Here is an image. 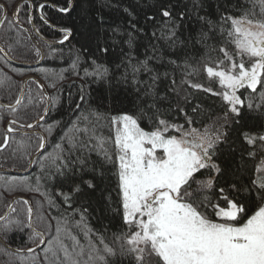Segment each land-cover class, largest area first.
<instances>
[{
    "label": "snow or ice",
    "instance_id": "obj_1",
    "mask_svg": "<svg viewBox=\"0 0 264 264\" xmlns=\"http://www.w3.org/2000/svg\"><path fill=\"white\" fill-rule=\"evenodd\" d=\"M250 3L252 8L242 16L225 12L219 22H213L199 15L200 4L193 0L192 15L200 24L196 35L182 30L192 15L176 13L173 7L160 4L157 14L163 22L157 26L156 15L146 17L156 31L145 34L143 58L139 49L144 29L137 27L128 8L124 9L131 17L127 27L116 25L107 29L103 37L97 35L92 50L86 45L69 49L73 58L67 70L84 81L78 86L80 94L74 105L77 116L70 122L71 127L68 131L62 129L52 151H46L48 135L59 127V122L42 126L40 121L59 102L61 90L57 88L56 96L39 97L47 106L36 123L22 124L10 119L0 144L2 151L9 145L12 133L37 138L36 156L25 150L22 141L17 142V151L23 153L20 158L26 161L25 170L35 164L38 174L8 183L20 191L38 192L44 198L43 202L36 201L35 209L29 199L16 201L26 206L23 218L9 213L0 215V251L14 255L11 241L23 237L29 246L16 251L32 256L20 264H124L125 260L128 264H264V155L245 183L238 171L230 169L223 147L228 145L231 151L227 129L239 122L242 109L264 111V0ZM257 6L259 13L255 11ZM9 7L0 0V27L7 23L10 30L28 32L20 19L23 4L15 7L11 20ZM46 7L68 14L72 2L68 0L66 7L30 4L27 15V23L33 25L37 34L40 30L35 28L31 9L36 10L42 23L60 34L56 41L43 40L47 52L34 44L36 56L63 59V46L74 37L73 29L51 23L44 11ZM103 19L96 18L101 28ZM224 24H229L230 30ZM217 31L227 37L234 52L209 43ZM196 44L206 50L202 59L212 65L206 66V72L221 86L217 91L188 79L197 72L188 58L189 45ZM213 51L221 56L213 60L208 55ZM169 68L182 69L184 83L193 89L220 98L224 112L218 124L211 129L193 127L192 117L183 108L180 112L184 124L166 118L167 110L158 106L164 98L159 96L157 87L161 79L169 78L170 72L165 70ZM52 77V88L65 79L63 72ZM4 83L0 80V85ZM35 83L41 90L44 88L38 81ZM172 83L175 84L174 79ZM90 84L99 85L109 94L123 91L135 95L137 102L132 111L105 113L88 99L86 85ZM26 87L27 83L21 85L20 98L14 105L0 104V109L15 113ZM245 92L248 96L242 98ZM201 111L199 104L191 108L192 113ZM145 120L150 124L147 130L141 126ZM38 126L43 127V132L25 131ZM105 127L112 135L103 134ZM239 135L252 146L247 150L249 157L254 158L257 152L264 154V134L240 130ZM93 153L98 160H92ZM109 170L116 176L118 189V201L112 210L120 216L125 229L114 234L111 245L87 227L89 209L81 202L97 189L94 181ZM86 173L91 174L90 179H85ZM65 187L68 190L61 191ZM107 199L111 202L110 195ZM78 233L83 234V242Z\"/></svg>",
    "mask_w": 264,
    "mask_h": 264
},
{
    "label": "trees",
    "instance_id": "obj_2",
    "mask_svg": "<svg viewBox=\"0 0 264 264\" xmlns=\"http://www.w3.org/2000/svg\"><path fill=\"white\" fill-rule=\"evenodd\" d=\"M20 0H2L6 5H9L8 18L11 20L12 12L15 5ZM34 5L40 3H53L55 0H30ZM60 1V0H59ZM68 0H61L62 5L66 7ZM200 7L198 13L201 16H207L213 22H219L221 15L227 12L229 15L240 17L245 10L251 9L252 5L250 0H198ZM192 3L193 0H72V10L65 16L47 15L48 20L57 25L58 27H71L73 29L74 37L70 43L63 46L64 57L63 59H52L45 56L43 63L36 68L25 69L10 64L0 53V80H4L5 83L0 85V103L4 105L15 104V100L20 97L21 85L25 80L30 77H37L43 81L46 90L50 97L57 95L56 89L61 90L60 100L55 107L50 111L46 121L42 126L53 124L54 121L59 122V127L55 128L51 135H48L46 151L51 152L54 145L58 142L63 131H68L71 127L70 122L74 121L77 116V111L74 108L75 103L78 101L80 94L79 85L84 81L73 75L70 68L72 55L69 52L73 46L79 48L81 45H86L90 50L95 47V39L97 35L103 37L107 34V29L120 25L122 27L128 26V20L131 19L129 15L124 11L128 8L132 11L137 22V27H142L144 33L141 34V47L139 52L143 58V52L145 51L143 45L147 44V38L145 34H150L156 31V27L153 26V22L147 21L146 17L150 15H156L157 26L163 22V18L157 14V8L160 4H165L173 7L174 12L179 13L184 11L188 15H192ZM87 10V14H85ZM30 11L29 4H23L20 12V19L23 25L29 27L27 23V15ZM259 13V7L255 9ZM102 16L103 27L96 22V18ZM35 24L40 30L41 34L48 40L56 41L60 38L55 32L47 28L42 24L35 15ZM225 29L230 30L229 24H224ZM186 34L191 33L196 35L200 31V24L195 15H192L191 22L185 21L184 29ZM227 37L222 36L218 31L214 38L209 41L215 48H219L221 45L228 48L229 52H234V46L231 43L226 42ZM0 43L9 56L18 63L23 64H36L40 61V58L36 56L34 43L29 36L23 30L12 28L10 30L9 25H5L0 30ZM41 46L45 52L48 50ZM205 48L196 44L195 46L189 45L188 58L189 62L197 69L194 76L188 77L192 83H200L205 87H211L213 91L220 89V85L217 81L212 80L207 76L206 61L202 59L205 56ZM213 60L221 56L217 51L208 53ZM180 63V61H178ZM170 72V76L167 79H161L158 84L157 92L160 97H163L159 103V107L165 112L167 119L184 124L185 118L183 113L180 112V108L184 109L193 119V127L196 128H209L211 129L214 124L220 122L219 118L223 116L224 108L223 103L218 96H213L210 93H204L201 90L193 89L188 83H184L185 75L182 69H165ZM57 72H63L65 79L59 81L56 88L50 86L52 82V74ZM45 73L49 74V78L45 79ZM175 80V84L172 80ZM30 90V91H29ZM86 91L90 93L88 99L91 104L98 107L105 113L111 115L119 114L123 111H132L136 104V97L132 94L119 93L109 94L100 88L97 84L86 85ZM244 91V90H241ZM43 94L37 83L34 81L28 82L26 93L22 104L17 108L18 110L13 113L11 110L0 109V144L3 143V138L7 133L6 126L10 119H17L22 124L34 123L39 120L40 115L43 114V110L46 104L40 102L39 97ZM44 95V94H43ZM31 96L32 102H29ZM248 93L245 92V97ZM185 97H188L186 100ZM148 99V98H145ZM258 102V100L256 101ZM199 104L203 111L198 113H192L191 108ZM238 123H232L228 126L229 143L232 145L231 151L229 146L224 145V156L232 171H238L239 178L247 183L248 178L253 176L256 166L260 163L261 154L257 152V155L249 157L247 150L252 147L247 145L245 141L240 137L239 132L243 130L253 134H264V111L249 110L247 108L241 110V116L237 118ZM67 126V127H65ZM142 127H146V130L150 127L148 121L142 122ZM188 125L185 124V127ZM43 132V127H39L35 132ZM105 136L112 135L110 130L105 127L103 130ZM11 139L9 145L0 151V170L7 171H19L26 172L24 164L26 161L20 157L23 154L21 151H17L18 141L24 143V148L28 153L34 156L37 153V138L34 136H23L20 134H10ZM47 135V134H46ZM15 153V155H14ZM92 160H98L95 153L92 154ZM110 167V166H109ZM39 172L38 166L33 165L32 171L25 176H12L6 174H0V215H4L12 200L17 197H25L29 199L35 209L36 201H42L43 197L38 192L20 191L18 187H14L8 182H17L25 177L34 178ZM91 174L86 173L85 179H90ZM94 183L97 184L95 192H90L85 198L82 199V203L88 207L89 211L86 216L87 227L92 230L96 235L102 236L104 242L107 244L114 243V234L124 231L120 216L112 209L116 207L117 197V179L113 174V170L106 172L103 178H97ZM67 187L62 188L61 191H67ZM55 191V188L52 189ZM111 196V202L107 197ZM15 212H11L10 216L24 217L26 212V206L22 202L15 203ZM79 219V216L76 217ZM76 231V230H74ZM79 238L83 242V234L78 233ZM95 239V236L93 237ZM23 237L13 238L11 241V249L16 250L18 248H26L29 245L24 243ZM12 252V251H11ZM31 255H18V254H5L0 251V264H20L21 261L26 258H31ZM124 264H128L125 260Z\"/></svg>",
    "mask_w": 264,
    "mask_h": 264
},
{
    "label": "water",
    "instance_id": "obj_3",
    "mask_svg": "<svg viewBox=\"0 0 264 264\" xmlns=\"http://www.w3.org/2000/svg\"><path fill=\"white\" fill-rule=\"evenodd\" d=\"M21 4H29V6H30V4L31 5H34L30 0H20L16 5H15V7L17 6V5H21ZM15 7H14V9H13V12H14V10H15ZM55 10V9H54ZM56 11V10H55ZM13 12H12V17H13ZM31 12H32V15H33V17H34V14H35V9H31ZM58 14H61V13H59L58 11H56ZM37 13V12H36ZM8 15H9V10H8ZM37 15H38V13H37ZM39 17V16H38ZM40 19V18H39ZM34 25H35V23H34ZM24 27L25 28H28L29 29V31L28 32H26V34L29 36V38L31 39V41L34 43V44H39V42L36 40V37L39 39V41H41L42 43H43V40H48L47 38H45L40 32H39V34H37L34 30H33V25H30L29 27H27V26H25L24 25ZM1 28L2 27H0V30H1ZM35 28H37L36 26H35ZM57 33V32H56ZM58 35H60L59 33H57ZM68 42H66V44H67ZM39 46L41 47V45L39 44ZM0 48H3L2 47V45H1V43H0ZM42 48V47H41ZM4 49V48H3ZM43 49V48H42ZM1 53V55L10 63V64H12V65H15V66H18V67H21V68H25V69H31V68H36V67H39L42 63H43V61H44V59H40V61L38 62V63H36V64H23V63H18V62H16V61H14L10 56H9V54L5 51V49H4V51L3 52H0ZM5 54H7V55H5ZM29 81H38L39 82V84H42V85H44V83H43V81L42 80H40L39 78H37V77H28L26 80H25V82L24 83H27L28 84V82ZM39 86V85H38ZM27 88V87H26ZM26 88H24L23 89V92H24V96H23V99H22V102H23V100H24V97H25V93H26ZM41 90V89H40ZM42 92H43V94L45 95V96H48V97H50L49 96V94H48V92H47V90H46V87H45V85H44V88L41 90ZM20 98V97H19ZM0 104H2V103H0ZM22 104V103H21ZM14 105V104H13ZM20 106V105H19ZM19 106H17V108L19 107ZM50 113V112H49ZM49 113H48V115H49ZM48 115L47 116H45V119H44V121H40V125H42L45 121H46V119H47V117H48ZM38 121V120H37ZM34 123H36V122H34ZM7 126H8V124H7ZM7 126H6V130H7ZM40 126H38V127H36V128H34V129H25V131H27L28 133H32V132H34L37 128H39ZM13 134V133H12ZM14 134H18V133H14ZM47 146V145H46ZM34 156H36V154L34 155ZM33 165L34 164H32V165H30L29 166V170L28 171H26V172H19V171H7V170H0V174H6V175H12V176H25V175H27V174H29L31 171H32V168H33ZM21 198H25V197H20V196H17V197H15L13 200H12V202H11V204H10V206H9V208H8V210H7V212L6 213H9V215L11 214V212L9 211L10 210V208H13L14 207V205H15V203H16V201H18V200H21ZM27 199V198H26ZM11 251L12 252H14V253H16V254H18V255H31V253H27L26 251L25 252H18V251H16V250H13V249H11ZM37 251H39V249H37Z\"/></svg>",
    "mask_w": 264,
    "mask_h": 264
},
{
    "label": "flooded vegetation",
    "instance_id": "obj_4",
    "mask_svg": "<svg viewBox=\"0 0 264 264\" xmlns=\"http://www.w3.org/2000/svg\"><path fill=\"white\" fill-rule=\"evenodd\" d=\"M68 2V1H67ZM71 2H72V0H71ZM46 4H55V5H57L58 7H64L65 5H62V3H61V0L59 1V0H55V2H53V3H46ZM45 13H46V15H57V16H65V15H67V14H58L53 8H51V7H46L45 8ZM35 15H37V13H36V10H35V14H34V17H35ZM37 17H38V15H37ZM39 18V17H38ZM40 20V19H39ZM40 22L42 23V21L40 20ZM34 23H35V21H34ZM42 24H44V23H42ZM45 25V24H44ZM35 26H36V24H35ZM46 26V25H45ZM37 27V26H36ZM47 27V26H46ZM47 28H49V27H47ZM50 29V28H49ZM50 30H52V29H50ZM53 31V30H52ZM40 32V31H39ZM53 32H55V31H53ZM41 33V32H40ZM56 33V32H55ZM57 34V33H56ZM58 35V34H57ZM60 36V35H59ZM45 37V36H44ZM46 38V37H45ZM36 40L39 42V44H40V42L41 41H39V39L36 37ZM42 43V42H41ZM41 45V44H40ZM42 47V46H41Z\"/></svg>",
    "mask_w": 264,
    "mask_h": 264
},
{
    "label": "bare ground",
    "instance_id": "obj_5",
    "mask_svg": "<svg viewBox=\"0 0 264 264\" xmlns=\"http://www.w3.org/2000/svg\"><path fill=\"white\" fill-rule=\"evenodd\" d=\"M72 7H73V4H72ZM15 66V65H14ZM21 68V67H20ZM31 77V76H30ZM33 77V76H32ZM47 106V105H46Z\"/></svg>",
    "mask_w": 264,
    "mask_h": 264
},
{
    "label": "rangeland",
    "instance_id": "obj_6",
    "mask_svg": "<svg viewBox=\"0 0 264 264\" xmlns=\"http://www.w3.org/2000/svg\"><path fill=\"white\" fill-rule=\"evenodd\" d=\"M39 132V131H38ZM175 134V133H174Z\"/></svg>",
    "mask_w": 264,
    "mask_h": 264
}]
</instances>
